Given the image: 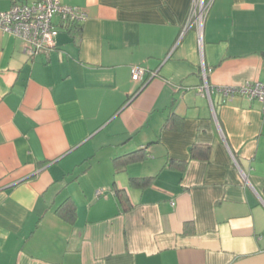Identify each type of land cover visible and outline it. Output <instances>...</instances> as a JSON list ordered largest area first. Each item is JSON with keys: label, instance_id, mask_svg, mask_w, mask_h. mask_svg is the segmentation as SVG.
<instances>
[{"label": "crops", "instance_id": "0c3cea01", "mask_svg": "<svg viewBox=\"0 0 264 264\" xmlns=\"http://www.w3.org/2000/svg\"><path fill=\"white\" fill-rule=\"evenodd\" d=\"M61 3L48 53L0 34V264H264L261 104L197 92L264 84V0Z\"/></svg>", "mask_w": 264, "mask_h": 264}, {"label": "built area", "instance_id": "2783aa9c", "mask_svg": "<svg viewBox=\"0 0 264 264\" xmlns=\"http://www.w3.org/2000/svg\"><path fill=\"white\" fill-rule=\"evenodd\" d=\"M211 2L212 0L208 2L195 0L187 24H195L201 29L204 14ZM54 18H59L62 27H70L85 22L87 13L83 9L63 5L61 0H34L30 3H16L8 11L0 12V34H7L21 40L25 55L34 58L40 54L48 53L54 48L55 37L58 34V27L53 22ZM146 77L153 79L157 77V72L140 66L130 68L132 82L144 83ZM202 78L203 83L197 88L200 95L209 100L215 92L222 94L227 99H232L234 96L246 97L251 101L259 102L264 114L263 83L245 82L236 87L216 88L208 84L205 70L202 72ZM101 195L102 191L95 193L96 198Z\"/></svg>", "mask_w": 264, "mask_h": 264}, {"label": "trees", "instance_id": "16d2710c", "mask_svg": "<svg viewBox=\"0 0 264 264\" xmlns=\"http://www.w3.org/2000/svg\"><path fill=\"white\" fill-rule=\"evenodd\" d=\"M206 1L208 2L209 0H206ZM74 26H76V25H74ZM169 124L172 125V121H167L165 123L164 127L169 128L170 127ZM140 152L143 154L142 151H137L136 153L128 154L125 157H121L120 159L122 161H126V160L131 161ZM208 155H209V149L208 148H201V147L194 145L190 149V158L191 159L196 158L199 160H208ZM149 182H150V179H148V178H131L129 180V187L137 188V189H143V188L149 186ZM116 196L119 198V200L121 202H123V203L127 202L126 194L123 191H121V190L116 191Z\"/></svg>", "mask_w": 264, "mask_h": 264}]
</instances>
